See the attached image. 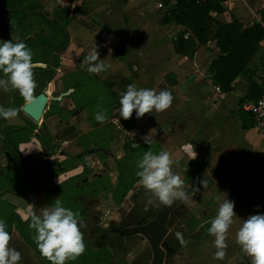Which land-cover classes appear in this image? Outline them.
<instances>
[{
  "label": "crops",
  "instance_id": "0c3cea01",
  "mask_svg": "<svg viewBox=\"0 0 264 264\" xmlns=\"http://www.w3.org/2000/svg\"><path fill=\"white\" fill-rule=\"evenodd\" d=\"M62 3L64 8L68 6L64 0L39 5L44 6L43 14L51 16L56 9L50 14L48 9ZM84 5L97 31L89 33L76 22L68 25L69 44L65 53L59 54V67L50 69L54 73L52 81L45 84L41 92L48 99L49 110L46 112V107L40 124L33 123L21 111L31 99H26L10 84L7 91L0 88V108L17 110L13 118L0 116V221L4 222L9 232V213L15 214L22 222L24 231V222L31 219L32 213L42 216L43 211L50 210L55 200L59 199L64 207L77 213L78 219L84 220L86 225L87 211L98 215L103 206L99 205V199H110L99 184H93L94 180L109 176L112 183H117L113 194L121 185L120 160L124 157L123 150L122 156L114 160L112 167L107 160H112L114 156L110 150L114 141L101 153L93 146L83 149L78 144V136L87 135L93 129L87 121V113L84 110L75 111L70 98L73 90L64 87V80L69 74L87 71L88 64L84 60V65L79 66L80 59L86 58L98 45L100 58L107 65L106 71L95 74L98 79H112L126 90L128 85L138 89H155L157 93L168 90L173 96L171 106L165 111L157 113L153 110L140 119L135 118L134 112L129 120L119 118L116 127L122 128L125 138L138 145H144L142 137L150 133L152 142L161 151L169 152L175 162L173 171H181L176 175L187 185L185 191L190 196L188 204L177 201V209L184 211L183 222L191 219L194 222L192 228L184 231V235L187 234L182 250L184 264H251L235 237L242 219L264 213V139L261 137L263 140H257L253 136V133L257 134L253 127L243 129V124L252 123V119L242 111L241 102L245 99L247 102L255 101L263 95L264 40L246 66V74L232 84V90L229 93L222 90L217 92L219 86L215 85L209 69L221 57V52L214 43H209L199 48L193 59L175 54L173 40L184 29L174 24L161 25L166 10L161 7V0H85ZM175 5L176 2L171 1L168 9H173ZM223 7V13L211 15L215 21L229 24L235 18L247 29L260 23L264 0H227ZM1 27L5 31L9 29L8 23ZM3 37L0 34V43ZM120 46L125 49L123 57L116 55V49ZM68 58L71 60L68 61ZM46 69L33 68L35 83L39 82L36 72ZM0 75L4 73L0 72ZM170 75L176 85L165 82ZM39 84L36 83L33 96L41 94ZM127 123L131 124L129 129ZM46 134L52 137L48 148L44 147L43 137ZM11 147L16 149L18 156ZM192 149L196 152L194 159ZM19 156L27 173L31 174L33 180L37 179L30 193H13L9 189V185L15 186L19 182L17 178L20 172L15 169ZM67 158L75 163L74 169L65 164L69 160ZM47 162L53 165L56 173L49 172ZM112 172L116 173L115 180L112 179ZM217 182L221 184L220 189L223 186L228 190H216ZM137 183L122 196L124 200L121 202L126 207V201L140 185ZM66 186L71 188L70 192L64 190ZM47 198L51 205L47 204ZM227 198L235 201L234 211L238 217L229 231L226 257L217 260L214 258L217 251L215 237L207 234L205 229L211 226L219 204ZM114 207L117 213L119 206L114 204ZM12 228L11 240L16 241L15 234H18L20 241H24L21 229L15 222H12ZM87 228L88 225L81 229L86 245L83 262L93 264L90 259V252H93L97 254L95 259L103 263L100 242H88ZM39 258L43 264H48L40 253ZM179 259L180 256L176 258L177 261Z\"/></svg>",
  "mask_w": 264,
  "mask_h": 264
},
{
  "label": "trees",
  "instance_id": "16d2710c",
  "mask_svg": "<svg viewBox=\"0 0 264 264\" xmlns=\"http://www.w3.org/2000/svg\"><path fill=\"white\" fill-rule=\"evenodd\" d=\"M64 1L68 3V6L56 9L50 16L36 14L42 11V7L34 0H0V14L3 16H1V24H3V27L7 26L5 16L9 11V31L19 30L23 35L20 42H24L32 52L35 50L44 52L46 59L48 57L52 59L53 68L59 67V58L56 54L63 53L69 44L67 27L70 23L77 22L90 33L96 30V25L89 19V12L84 5L85 0ZM171 1H175L176 5L169 10L168 6ZM225 1L227 0H161V7L166 9L161 25L174 24L184 29L173 40L174 51L178 56L193 59L199 48L214 43L221 52V57L212 63L209 72L213 74V81L215 85L219 86L218 89L229 93L235 80L246 74V66L257 54L259 44L264 40V9L260 13V23L253 24L245 29L235 18H232L229 24H221L211 16L225 11L223 7ZM49 18H52V20H49ZM33 19L48 27L51 30L50 35L41 38L34 32L30 33L29 30L36 27L35 24L29 23ZM186 35H188V38H185ZM29 36L33 38L27 39ZM34 56L33 62L38 63ZM83 59L86 61V58ZM37 73L44 75V82H50L54 76V73L50 70H38ZM171 78V75L168 76L165 82H169L171 86L176 85ZM64 87L66 90H73L70 98L75 106V111L84 110L87 113V121L93 129L87 135L78 136V144L83 149L93 146L100 153L107 150L114 140V132L117 128L114 119L119 115L120 95L126 89L121 88L112 79L101 81L95 74L86 70L69 74L64 80ZM245 102H247L246 99L241 102V106ZM98 112L106 115V120L102 123L95 119ZM126 127L129 129L131 124L127 123ZM252 127L253 121L250 124H243L244 130H249ZM43 140L45 141L44 147L48 148L51 145L52 137L46 134ZM11 148L17 154L16 149ZM122 150L124 157L120 160L121 185L114 194L116 204H119L123 199L122 196L126 195L133 188V185L139 181V177L136 175L139 170L137 162L142 159L144 153L151 151L158 154L161 152V149L153 142L138 145L127 138L123 141ZM67 159L69 160L65 164L74 169L75 163L71 162L70 158ZM19 161L24 170H27L20 156ZM46 167L50 173H56L53 165L50 166L49 162L46 163ZM34 182H37L36 178ZM93 184H99L105 194L111 193L114 189L109 176L97 181L94 180ZM46 202L51 205L48 198ZM255 211V208H253L254 213ZM12 222L19 224L22 236L26 240V234L22 230L23 225L20 224L21 221L15 214H10L9 217V233L12 229ZM193 224L194 222L191 220L188 225L192 228ZM205 230L208 231V229Z\"/></svg>",
  "mask_w": 264,
  "mask_h": 264
},
{
  "label": "clouds",
  "instance_id": "9594fccd",
  "mask_svg": "<svg viewBox=\"0 0 264 264\" xmlns=\"http://www.w3.org/2000/svg\"><path fill=\"white\" fill-rule=\"evenodd\" d=\"M99 47L96 45L86 57L87 71L96 75L107 70V65L100 58ZM34 67L33 53L24 42L14 43L10 39L0 43V72L7 77L0 79V88L4 91L8 90L10 84L26 99H32L36 88ZM172 101L173 96L168 90L157 93L155 89H138L134 85H128L127 90L120 95L119 118L129 120L134 112L136 119L152 113L153 110L157 113L163 112L171 106ZM16 115L15 108H0V116L4 118H13ZM95 119L102 123L106 120V115L98 112ZM142 139L145 144L152 142L150 133ZM192 152L194 159L196 152L193 149ZM174 163L167 151L158 154L145 152L137 162L138 182L151 193L158 204L172 206L176 201L189 203L190 194L185 191L180 176L174 174ZM148 203H153V200ZM234 208L235 201L225 199L219 204L217 214L208 228V233L215 237L214 246L217 251L214 258L217 260H224L227 254L229 231L238 217ZM84 226L83 220L78 219V214L64 207L59 199L55 200L50 210H44L42 216L32 213L29 225L36 232L38 250L50 264H66L67 261H74L84 254L86 245L81 231ZM176 236L183 242L182 233L177 232ZM235 238L242 253L250 258L251 264H264V213L242 219ZM10 240V233L4 222L0 221V264H20L22 260L21 253L9 246Z\"/></svg>",
  "mask_w": 264,
  "mask_h": 264
},
{
  "label": "flooded vegetation",
  "instance_id": "af4514ba",
  "mask_svg": "<svg viewBox=\"0 0 264 264\" xmlns=\"http://www.w3.org/2000/svg\"><path fill=\"white\" fill-rule=\"evenodd\" d=\"M6 19L9 26V11ZM0 25L2 26V24ZM35 75L39 76V82L36 83H40L39 90L41 93L42 90H44L45 84L50 83L52 80L50 82H44V75L42 73L36 72ZM120 143L122 150L123 142ZM112 184L114 188L117 185L115 182ZM111 193L112 194H108L109 198L111 195V198L105 200L107 203L103 204V209L106 208L107 204L110 202H112L113 205L116 204L113 198L114 194L113 192ZM149 200H153V203L149 204ZM130 202H132V204ZM127 203L128 207L122 204V202L116 204L119 206V211L117 213H115V211L108 213L101 210L103 213L101 217L91 210L87 211L86 225H88V228L86 230L88 231V242H100L101 249L103 250V263H99L94 257L95 261H93V264H151L153 253L150 241L141 234L125 235V233L155 223L160 212H164L165 209L168 210L166 221L168 232L163 241L165 245L163 246V243L160 245L165 253L164 264H184L185 258L183 259L182 250L187 240V234L184 235V231L189 229L188 224L191 223L193 219L188 222L185 221L186 223L182 221L184 218V211L177 209L178 202L176 201V204L174 203L175 205L173 204L172 206L158 204L151 196L150 192L143 186H139L134 189V195L130 196ZM177 232L182 233L183 242L177 238ZM172 252L175 254L172 256L168 255ZM179 256L181 260L179 259L180 261H177L176 258Z\"/></svg>",
  "mask_w": 264,
  "mask_h": 264
},
{
  "label": "rangeland",
  "instance_id": "374dc122",
  "mask_svg": "<svg viewBox=\"0 0 264 264\" xmlns=\"http://www.w3.org/2000/svg\"><path fill=\"white\" fill-rule=\"evenodd\" d=\"M36 3H38V4H45L46 2H52V3H54V0H34ZM56 2V1H55ZM67 3V2H66ZM68 4V3H67ZM41 7H42V10H43V12L45 13V10H44V6L43 5H41ZM64 8V5H63V3H62V5H59L58 4V6L57 7H55V8H53V7H51V8H49L48 9V14H50V13H52V10L54 11L55 9H57V8ZM50 12V13H49ZM47 13V12H46ZM89 19L91 20V21H93L92 19H91V17H90V15H89ZM29 23H33V24H35V29L33 28H31L30 30H29V32L30 33H36V35L37 36H39V37H41V38H44V37H46V36H49L50 35V33H51V30L50 29H48V27H46L44 24H42V23H38L37 21H35L34 19L33 20H30V22ZM77 23V22H76ZM93 23H94V21H93ZM79 24V23H78ZM87 32H89L87 29H85ZM95 31H97V30H95ZM94 31V32H95ZM93 32V33H94ZM90 33V32H89ZM0 34L2 35V37H3V35L4 34H6V36H7V38L5 37V35H4V37L2 38V41L1 42H3V40H12L14 43L15 42H20L21 41V39L23 38V35L19 32V30L17 31H13L12 32V30L11 31H9V29L8 30H6L5 31V29L4 28H2L1 27V25H0ZM69 34V33H68ZM33 53V56H34V58H36V60L38 61V62H40L41 64H37V65H35V67L34 68H36V69H42V68H47V69H51L52 67H53V61H52V59L51 58H47L46 59V55H45V53L44 52H42L41 50H35V51H33L32 52ZM65 53V52H64ZM69 55V54H68ZM59 59H60V57H59V54L58 55H56ZM69 59V58H68ZM71 59H69L68 61H70ZM84 63H85V61H84V59H80V62H79V66H82V65H84ZM0 79H5V76L4 75H0ZM67 93H69V91L67 92ZM48 110H49V105L47 106V111L46 112H48ZM45 116V115H44ZM118 120H119V117H117V118H115L114 119V123L115 124H117V122H118ZM116 121V122H115ZM38 124H40V122L38 123ZM117 126V125H116ZM253 136L257 139V140H261L262 138H261V136L257 133V134H255V133H253ZM24 136H21V138H23ZM24 139V138H23ZM124 139H125V137H124V135H123V130H122V128H118L117 127V129L115 130V132H114V142L112 143L113 144V146H111L110 147V150H111V153L114 155L113 157H112V160H107V162L112 166V167H114V160L116 161V160H118L121 156H122V153H121V147H120V145H121V143L120 142H123L124 141ZM10 140V139H9ZM122 140V141H121ZM263 140V139H262ZM11 141V140H10ZM111 167V168H112ZM16 170H18L20 173H19V177L17 178V181H19L18 182V185L16 184L15 186H10L9 185V189L10 190H12L13 191V193H20V194H25V193H27V192H29L30 190H32V189H34V187H35V182H34V180L32 179V176H31V174L29 175L28 173H27V170H24V168H23V166H21V164H18V167L17 168H15ZM174 172V174H177V173H180L181 171L180 170H177V171H173ZM29 176H30V178H29ZM28 177V178H27ZM112 179L113 180H115L116 179V173H114V172H112ZM16 181V182H17ZM28 182V183H27ZM137 185H139V182L137 183ZM220 183L219 182H217V186H216V190H220V192L222 191V189H227L228 190V188H225V187H223L222 186V189H220L221 187H220ZM69 186H71V185H69ZM69 186H66L65 188H64V190L66 191V192H70L71 191V188L69 187ZM139 186H142L141 184L139 185ZM184 189H187V185L184 183ZM113 192V191H112ZM223 192V191H222ZM110 194H112V193H110ZM213 195H214V193H212V195H211V197H213ZM107 202H105L104 200H101V198L99 199V205L101 206L102 204H106ZM126 204L128 205V203H127V201H126ZM62 205H64V204H62ZM102 207H104V206H102ZM114 209H115V207H114V205H113V203L112 202H110L109 204H107V207L106 208H101V210H103V211H106V212H108V213H112L113 211H114ZM4 211H6V209H3ZM99 211V214H98V216L99 217H101L102 215H103V213H102V211ZM10 211V210H9ZM9 214H11V213H9ZM9 217H10V215H9ZM14 223V222H13ZM16 223V222H15ZM22 222H20V224H21ZM30 223H31V219H28V220H26L25 222H24V225H25V227H24V232H25V234H26V240H24V241H20L21 239H19V237H18V234H15V236H16V241H14L13 239L12 240H10V247H12V248H14L16 251H19L20 253H21V256H22V260H21V262H20V264H39V262H40V264H43L42 263V261L40 260V258H39V253H40V251L38 250V248H37V246H36V232H35V230L34 229H32V228H30L29 227V225H30ZM23 225V224H22ZM16 226L19 228V230H20V226H19V224L18 223H16ZM15 227V226H14ZM13 229V228H12ZM18 230V229H17ZM35 250V251H34ZM37 251V252H36ZM39 252V253H38ZM41 254V253H40ZM96 255L97 254H94L93 252H90V259L92 260V262L94 261V259L92 258V257H96ZM83 256L81 255L80 257H78L76 260H74V261H67L66 262V264H84V262H83ZM90 259H88L89 261H90ZM47 263L49 264V262L47 261Z\"/></svg>",
  "mask_w": 264,
  "mask_h": 264
},
{
  "label": "water",
  "instance_id": "95a60500",
  "mask_svg": "<svg viewBox=\"0 0 264 264\" xmlns=\"http://www.w3.org/2000/svg\"><path fill=\"white\" fill-rule=\"evenodd\" d=\"M38 13L43 14V12L41 11ZM116 55L118 57H123L125 55L124 47H118L116 49ZM47 102V97L43 93H41L37 96H33L31 101L21 108V111L26 114L33 123L38 124L41 121L42 116L45 112ZM167 215L168 210L165 209L164 212H160L155 223H152L147 227L133 229L125 233V235L141 234L145 238H147L148 241H150L153 253V260L151 264H164L165 253L161 249L160 245H162L164 238L168 232V229L166 227ZM164 245L165 243H163V246ZM174 254L175 253L172 252L168 255L172 256Z\"/></svg>",
  "mask_w": 264,
  "mask_h": 264
},
{
  "label": "built area",
  "instance_id": "2783aa9c",
  "mask_svg": "<svg viewBox=\"0 0 264 264\" xmlns=\"http://www.w3.org/2000/svg\"><path fill=\"white\" fill-rule=\"evenodd\" d=\"M185 38H188V35ZM216 91L220 90L216 88ZM241 109L250 115L254 130L264 139V92L256 101L245 102Z\"/></svg>",
  "mask_w": 264,
  "mask_h": 264
}]
</instances>
